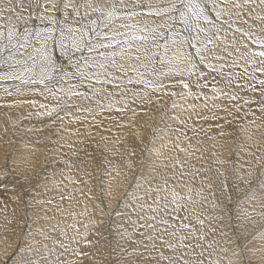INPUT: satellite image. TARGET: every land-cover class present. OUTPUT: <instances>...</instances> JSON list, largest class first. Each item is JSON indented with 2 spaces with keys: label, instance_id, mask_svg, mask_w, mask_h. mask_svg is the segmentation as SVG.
Here are the masks:
<instances>
[{
  "label": "snow or ice",
  "instance_id": "snow-or-ice-1",
  "mask_svg": "<svg viewBox=\"0 0 264 264\" xmlns=\"http://www.w3.org/2000/svg\"><path fill=\"white\" fill-rule=\"evenodd\" d=\"M36 8H42L43 14L36 12L35 19L42 23L46 21L48 26L35 31L25 26L23 35L18 34V24L12 22V15L0 17L6 21L0 25L3 29L0 30V81L18 82L14 91L4 87V94L15 99L0 107L23 109L27 105L29 115L43 117L45 121L43 128L28 129L20 134V118L6 120L10 127L4 128V133L11 129L17 137L12 143H24L28 147L32 143L27 140L28 133L46 131V139L51 144L49 162L64 147H73L70 142L73 136L78 143L91 140L97 146L103 143L106 148L113 140L105 133L110 134L112 128H104L101 132L103 122H96V117L116 110L126 114V123L118 121L116 127L133 129V135L150 161L153 155L157 158L164 155L157 148V140L171 138L170 135L158 137L164 129L159 123L149 122L155 119L150 111H145L150 108L160 114L159 122L164 123L169 134L178 133L177 141L182 143L181 137L189 141L184 147L173 142V148L183 153L185 159L181 161L177 156L165 167L175 169L179 166L181 178L186 175L193 180L196 176L202 175V178L199 189L179 185L187 187L183 194L175 187L171 191L160 185L153 188L150 180L143 186L134 183L125 191L122 203L127 208L129 198L135 197L138 203L133 211L138 210L137 220L142 221L139 228L144 229L138 232L141 237L139 247L129 253L131 264H221L219 259L211 257L220 244L216 233L222 237L227 234L213 224H206L208 217L204 215L205 205L209 203L213 211L219 209L217 200L225 203L223 212L230 220L240 222L231 225L232 235L240 248V252H233L239 258L238 264H250L257 253L260 264H264V223L250 239L241 240V229L245 224L260 222L256 216L264 221V155L257 156L252 151V148L259 150L261 147L253 139L255 133L244 123H236V114L244 106L249 111L241 120L255 117L256 111L264 120V79L257 75L264 76V0H44L43 4L36 0L35 4L29 2L27 5L24 0H17L16 5L8 0L7 4V11L15 14L17 21L23 19L25 25L32 18V12L28 19L23 17V12ZM50 11L52 15L48 14ZM56 14H62L63 21ZM177 25L182 26L179 31ZM32 36L39 47L29 52L32 45L29 37ZM185 45L195 51H188ZM157 64L166 67L167 72L157 69ZM165 79L173 83L166 85ZM37 84L43 85L39 94L51 103L38 104L28 95L35 92L29 86ZM130 84L143 85L144 91L133 90L129 95L127 85ZM193 86L196 91L192 90ZM169 87L179 91L165 92ZM208 89L211 96L205 91ZM257 91L258 97L255 96ZM157 93L161 97L165 94L175 97L170 107L179 110L177 116L171 115L160 98L153 100ZM201 98L204 100L202 106L189 104V100ZM217 100L221 103L217 104ZM116 103H119L118 108ZM137 103L141 111L134 106ZM185 104L188 107H184ZM253 105L256 111L251 110ZM32 109H35L34 113ZM145 117L148 119L144 124H139L138 118ZM193 119L194 123L189 125L188 121ZM167 120L173 121V127L169 128ZM200 120L214 122L209 123V127L217 130L215 135L208 136L203 125L196 127L195 121ZM177 122L183 126L179 130L174 126ZM252 123L255 124V119ZM79 125H86L84 132L80 131ZM141 128L151 129L152 135L147 140L143 138ZM201 132L214 141L212 148L217 149L211 152L210 158L205 156L208 150L202 147L203 141L196 139L195 147L191 143ZM217 137L221 138L219 144ZM115 142H120V138L117 137ZM82 150L86 156L92 155L86 148ZM243 152L252 159L244 161ZM76 154L74 151L73 155ZM226 154L231 157L230 169L224 167L229 163ZM129 155H135V152ZM193 157L206 166L196 167L191 163ZM252 160L257 163L253 164ZM30 163L28 156L19 149L4 151L0 159V196H11L26 207L35 204L36 212H39L52 201L37 199L43 192L39 190V180L32 182ZM186 164L194 171H183ZM167 184L165 179L164 185ZM214 185L219 189V195L213 190ZM42 187L46 189L47 186ZM134 190L142 191L143 195H136ZM34 191L35 196L32 195ZM161 191L165 192L162 197L159 196ZM101 192H105L103 187ZM106 194L112 196L111 185ZM209 195L213 197L211 201ZM26 196L30 198L25 199ZM61 199H64L63 194ZM30 220L31 217L26 215L25 236L32 235ZM256 241L260 247H249ZM91 243L87 233L82 235L72 223L60 230V239L54 240L52 247L44 245L47 255H40L39 260L32 258L34 246L28 244L18 248L16 255L5 264H84V258L89 254L82 252L80 245ZM219 251L227 252V249L219 248ZM53 256L54 259H50ZM228 264L233 262L229 260Z\"/></svg>",
  "mask_w": 264,
  "mask_h": 264
},
{
  "label": "bare ground",
  "instance_id": "bare-ground-1",
  "mask_svg": "<svg viewBox=\"0 0 264 264\" xmlns=\"http://www.w3.org/2000/svg\"><path fill=\"white\" fill-rule=\"evenodd\" d=\"M29 2L35 4L36 0H24L25 5H27ZM41 4L44 3V0H39ZM13 5H16L17 0H12ZM7 4L8 0H0V9H3V11H0V17H7L9 15H12L13 23L18 24V34L23 35V28L26 26L29 29L35 31L42 27H47L46 21L42 23L40 20L35 19V13L41 12L43 14L42 8H36V9H28L25 12H23V17L25 19H28L29 12H32V18L28 19L27 25L24 24V20L17 21L16 15L13 13H9L7 11ZM71 11V10H69ZM49 15H52L53 13L50 11L48 13ZM57 18L63 21V15L62 14H56ZM6 23V21L2 18H0V25H3ZM177 30L182 27L181 25H177ZM3 30V29H0ZM29 40L32 41V45L28 48L29 52L34 51L35 47H39V44L36 42L35 37H29ZM161 44L164 43V41H160ZM185 48L188 51L194 52V49L188 48L187 45H185ZM21 52L24 51V49H20ZM162 51V49H160ZM174 52V49L169 52V56H171ZM157 69H160L161 71L167 72L166 67H162L161 65H156ZM0 74H2V70H0ZM155 75V74H154ZM260 79H264V76H260L257 74ZM147 78V77H146ZM178 79V78H177ZM18 82L13 81H0V105H6L11 104L13 100L15 99L13 96H6L3 92L4 87H8L10 90L15 89L16 84ZM164 83L166 85H171L173 81H170L168 79L164 80ZM30 88L34 89L35 92L29 93V96H32V98L36 99L37 103H51V101H45L44 97L41 96L39 93L43 89V85H31ZM111 88V86H108ZM222 87V85H220ZM127 88L129 90V95L131 94V91L135 90L138 92H143L144 88L143 85L139 84H130L127 85ZM193 91H196L197 89L193 86ZM168 91H179L178 88H171L165 90V92ZM184 91H187L185 89ZM208 92V95L211 96L212 93L210 89L205 90ZM242 95H245V93H241ZM255 96H259V92L255 93ZM126 98V97H125ZM157 98H160L161 103H163L164 107L171 113L173 117L177 116V112L179 110H173L171 109L172 100L175 99V97H169L166 94L161 97L160 93H157L153 96V100H156ZM115 101V97L113 98ZM195 104L197 106H202L204 103L203 98L197 99V100H189V104ZM217 104H220L221 101L217 100ZM243 102L241 101V104ZM137 107L138 111H141L139 108V105H134ZM116 107H119V103H116ZM184 107H188V104H185ZM253 111H256V106L253 105L252 109ZM33 113L35 112V109L31 110ZM145 111H150L151 115L155 117L154 120L149 121L152 124L159 123V127L164 129L163 132L158 133L159 136L164 135H170V139H165L163 141L157 140V148H160L164 155L157 158L155 155L152 156L151 160L149 161L148 155L144 153L141 150L139 140L135 138L133 135V129L130 128H117L116 124L117 122H125L126 123V114L120 113L116 110H113L112 112H104L101 115H98L96 117V122H103V125L101 127V132H103L104 128L111 127L112 132L110 134L105 133L106 135H111L113 142L108 143L107 147L105 148V145L101 143L99 146H97L96 142H93L91 140H86L83 144L76 142L77 138L72 137L71 141L73 143L72 148L64 147L60 154L55 157V163L49 162V153L48 148L51 147L50 142L46 139L47 132H43L42 134L40 132L35 133H28L27 140H36V135H41L40 145H36L34 147V143H31L28 145V149H31L30 154H26L31 161L30 165L28 167L31 168V178L32 182L35 183L36 180L40 181L41 187L39 190L43 192V196H37V199H44V200H51L53 205H58L59 209L62 211V216H58L52 220H48L47 225L48 228L44 227H37V225L33 224V221L42 215V209L39 210V212H36L37 205L33 204L32 207H26L23 202L15 201L11 198L9 201V204L11 206V209H9L7 206H4L2 209H0V264H5V262L10 261V259L16 255V250L20 248L22 245L26 247V237L30 240L34 237V232H37V236L41 237H34L32 239V245L34 246V251L31 253V256L33 259L39 260L40 255H47V253L43 248H38L39 243L38 241H42V244H45V242L49 247L53 246L54 240L60 239V230L66 228L69 224L75 223L76 227L79 229L80 233L83 235L87 233V239L91 241L93 238L96 237L95 244L91 243V245L88 244H82L80 245V250L82 252H85V248H92L95 250L96 247L98 250L94 252L95 258L91 256L88 260L84 261V264H107V258L105 255H109V249L106 245V240L104 238L103 232L108 228L109 233L113 231L112 235L110 236L111 241H114L115 239H121L124 243H122L121 248L119 249L120 252L123 251L124 246L129 249L131 248H138L139 247V241L141 240V237L139 236V231H144V229L139 228V224L142 223V221L137 220V211H129L128 213L125 212L124 214H121L123 212L124 203H122V197L125 191L129 190V182L131 176L137 171V173L141 174L145 169L149 168L151 166L155 167L154 178L157 183L154 180H150L152 182V187L155 188L157 185H160L161 187H167L168 191H171L174 187L175 190L178 192L186 193L187 187H180L179 185H188L191 186L193 189H199L200 188V180L202 178L201 176H196L195 179L191 176H184L181 178L180 172L181 169L179 166H177L175 169L172 167H165V165H170L173 162V159L175 157H179L181 161L185 159L183 153H179L178 150H175L173 148V142L180 143L181 147L186 146L189 141L184 140L183 137H181V140L183 141H177L176 135L178 133H171L169 134L168 129L165 128L164 123L159 122V113H156L154 111H151V109H145ZM197 111H199V107L197 108ZM206 111V110H205ZM246 111H249V108L247 106H244L239 113L236 114L237 120L236 123H244L246 127L249 128L250 131L254 132L255 135L253 139L261 145L260 149L257 150L256 148H252V151L256 153L257 156L264 155V120H261L259 118L260 114L258 111H256L255 117L248 116L245 117L243 120H241V117H244V114ZM223 115V113H221ZM185 116L187 113L184 114ZM125 117L124 120L121 118ZM193 117H195V113H193ZM11 119L12 121H16L19 119L20 124V134L26 133L28 129H39L38 127H42V124L44 121L43 117L36 116V115H29L28 114V106L25 105L23 109L19 108H8V107H0V159L3 158L4 151H15L16 149H21L22 145H25L24 143H12L13 141H16L17 137L13 136L12 130L10 129L8 133H4V128H9V124L5 123L6 120ZM31 119V120H30ZM148 118L145 117L144 119L138 118L139 124H144V120H147ZM231 119V117H229ZM255 119V124L252 123V120ZM189 125H192L194 123L193 120L188 121ZM209 123L214 122H206L203 120L195 121V126L200 127L203 125L204 128L207 129L208 136L215 135L216 129L214 127H209ZM167 124L169 128L173 127V121L167 120ZM175 128L177 130L181 129L183 126L180 125L178 122L175 123ZM76 127V126H72ZM80 131L84 132L86 129V125H79ZM259 128V131H256V129ZM93 132L96 131L95 128L92 129ZM140 131L143 133V138L147 140L148 137L152 135V131L150 128H141ZM38 133V134H36ZM188 135L191 136L192 133L189 131ZM36 137V138H35ZM120 138V142H115L116 138ZM81 139H83L81 137ZM196 139H199L203 141L202 147L207 149L208 151L205 152V156L210 158V154L212 151H216L217 149L212 148V144L214 141L211 139H208L203 132L199 133L198 137H194L193 141L191 142L193 146H197L195 141ZM39 140V136H38ZM39 140V141H40ZM99 140V137H97V141ZM221 141L220 137H217V144ZM36 142V141H35ZM251 143V142H249ZM24 147V146H23ZM26 148V149H27ZM87 149L88 152L92 153L91 156H86L85 152L82 149ZM25 149V148H24ZM77 152L76 155H73V152ZM135 152V155H129V153ZM103 153V156L101 155ZM198 155V154H197ZM241 155L244 158V161H247L249 159H252L247 155V152L241 153ZM106 157V159H105ZM226 157L229 160V163L225 164V168H231V157L230 155L226 154ZM52 160V159H51ZM62 161H67V164L62 163ZM50 163V164H49ZM192 164H195L196 167H202L206 165H202L200 162L196 161L195 157L191 160ZM253 164H256L257 161L252 160ZM128 164H131V167H128ZM51 165L52 167L48 168V166ZM24 165H22L23 167ZM248 165L245 163V169H247ZM60 169H63L61 171ZM121 169H125L122 172V176L119 177L117 175L116 171H120ZM70 170L75 174L72 177V181L74 182V186L72 187L74 194L71 196L74 198L72 203H67V201H62L61 203H58V197L56 195L49 197V191L53 190V188L57 186H61L62 183H70L68 181H65L67 179V175L64 173H68ZM259 170V169H257ZM183 171L185 172H191L194 171L189 165H185ZM105 172V173H104ZM49 179V181H48ZM69 179V178H68ZM87 180V182L82 181ZM140 181V177H138ZM168 180V184L164 185V180ZM76 181V182H75ZM101 181H103V185H101ZM142 181L143 183H147V180ZM85 184H83V183ZM191 182V183H190ZM46 184V189L42 187ZM130 184H133L132 182ZM109 185H111V192L112 196H108L106 194L107 190L109 189ZM76 186V187H75ZM132 186V185H131ZM75 187V188H74ZM101 187L105 189V192H100ZM91 189V191H89ZM213 190L217 192V195H219V189L215 188V185L213 186ZM136 192V195H143L142 191L134 190ZM205 194H208V190L205 189ZM33 196L36 195V192L34 191L32 193ZM78 195L84 197L79 199L77 198ZM165 192L161 191L159 193V196H164ZM195 195V193H193ZM76 200H75V197ZM66 197V196H65ZM64 197V198H65ZM91 197V198H89ZM30 197H25V199H29ZM66 199V198H65ZM64 199V200H65ZM213 197L209 195V201H211ZM67 200V199H66ZM69 200V199H68ZM135 201V197H130L129 201ZM138 203V201H135ZM151 201L149 200V203ZM220 207L223 205V201L217 200L216 201ZM161 203H163V200H161ZM71 205V207H68ZM133 207H135L134 203H132ZM220 207L219 209L213 211L211 208V204L205 205V213L204 215L208 217V220H206V224H213L218 229H223V231L226 233L232 230V227L229 225V223H225L223 218L220 215ZM208 209V210H207ZM257 211H260L259 209ZM26 215L28 217H31L30 223L31 229H32V235L31 236H24V220ZM140 215H143V213H140ZM255 219L258 222L257 224L253 225L252 223H247L244 225V228L241 229V240L250 239L252 234L255 233L256 229L261 226V223H264V221H261V218L259 216H256ZM136 222L133 224V222ZM232 223L239 225V221H232ZM106 222L108 223V226L106 225ZM87 225V228L85 227ZM34 227V229H33ZM37 227V228H36ZM55 227V230H53ZM133 231V233L131 232ZM52 232L54 235H52ZM71 230L69 231V235H71ZM227 234V233H226ZM45 236L50 237V240H45ZM228 234L226 236H220L219 232L216 233V238L220 241V244L218 245V251L214 253V255L211 257V259L216 260L219 259L221 264H228V261L231 260V258L226 257L224 251H219V248H226V249H233L235 252H240V248L237 246V244L234 245V242L228 239ZM131 239H135V242H131ZM140 239V240H139ZM29 240V242H30ZM28 242V243H29ZM252 244L249 245V247L254 248ZM259 243V242H258ZM124 244V246H123ZM95 245V246H93ZM125 248V249H126ZM124 249V251H125ZM38 250V251H37ZM57 251H60V249L57 248ZM106 251H108L106 253ZM124 251L122 254H124ZM93 252V250H92ZM129 252V251H128ZM92 255V254H91ZM250 255V254H249ZM72 258V257H69ZM50 259H54L53 257H50ZM63 259V257H62ZM85 260V259H84ZM233 264H238L239 258L236 257V260H231ZM111 264V260H110ZM250 264H253L252 261H250ZM260 264V258L258 259V263Z\"/></svg>",
  "mask_w": 264,
  "mask_h": 264
},
{
  "label": "rangeland",
  "instance_id": "rangeland-1",
  "mask_svg": "<svg viewBox=\"0 0 264 264\" xmlns=\"http://www.w3.org/2000/svg\"><path fill=\"white\" fill-rule=\"evenodd\" d=\"M257 86H258V84H257ZM31 120V119H30ZM42 126L44 127V122H43V124H42ZM38 128H42V127H38ZM41 134L43 133V132H40ZM36 134H38V133H36ZM39 136V140H40V137H41V135H38ZM38 136L36 135V137H37V139L36 140H32V143H34V147L36 146V145H40V144H36L35 143V141H37L38 140ZM35 137V138H36ZM41 141V140H40ZM42 144V143H41ZM24 146V147H23ZM25 148V149H24ZM27 147H25V145H22V147H21V149H20V152L21 153H23L24 155H26V154H30V152H31V149H26ZM28 151H30V152H28ZM27 152V153H26ZM26 153V154H25ZM27 156V155H26ZM56 161H55V159H52L51 160V162L50 163H53V165H54V163H55ZM49 163V164H50ZM50 167H52L51 165H49L48 166V168H50ZM61 171H63V169H60ZM125 169H121L120 171H116V172H119V177L120 176H122V172L124 171ZM153 166H152V162H151V166L149 167V168H147V169H145L141 174H139V173H137V171L131 176V178H130V182H129V184H128V186H129V188H131L132 186L131 185H133L134 183L135 184H138V185H141V186H143V185H145L146 183H143L142 181H144V180H154L155 181V178H154V173H153ZM64 172V171H63ZM105 173V172H104ZM64 174H66L68 177H67V179H65V181H63V182H66V181H68V182H70V183H68V184H66V183H62V185L61 186H57V187H55V188H53V190H51V191H49L48 193H49V197L50 196H54V195H56L57 197H58V203H61L62 201H67V203L69 204V203H72L73 201V199L74 198H72V199H69L68 200V197L69 196H72L73 194H74V191L72 190L73 188V186H74V182L72 181V177L75 175V174H78V173H74V172H72V170H70L68 173H64ZM138 177H140L141 179H140V181L138 182L137 180H139L138 179ZM69 178V179H68ZM85 179H83L82 181H84ZM48 181H49V179H48ZM145 181V182H146ZM76 182V181H75ZM84 182H87V180L86 181H84ZM133 183V184H130V183ZM81 183H83V182H81ZM153 183H157L156 181L155 182H153ZM83 184H85V183H83ZM76 187V186H75ZM74 187V188H75ZM101 192V191H100ZM63 194V196L67 199H61V195ZM75 197V196H74ZM77 198H79V199H81V198H83L84 199V197H82V196H80V195H78V197ZM11 200V198H10V196H8V197H4V196H0V209H2L4 206H7L9 209H11V206L10 205H8L9 204V201ZM47 200V199H46ZM75 200H76V197H75ZM132 203H134V205L136 204V202L134 201V200H132V201H128V207L127 208H125V206L123 207V212H121V214H124L125 212H129V211H131V209H133L134 207H133V205H132ZM230 203V202H229ZM68 207H71V205H69ZM225 208V203L223 202V205L220 207V215H221V217L223 218V220H224V222L225 223H229V225L231 226L232 224H234V222L232 223L231 221H230V217L228 216V214L227 213H225V212H223V209ZM208 210V209H207ZM125 211V212H124ZM42 212V215H40V217L39 218H37V219H35L34 221H33V224H34V227H35V225H37V227H42V228H44V227H46V228H48V225H47V222H48V220H52V219H54V218H56V217H58V216H62L63 214H62V211L59 209V206L58 205H53V204H45L44 206H43V210L41 211ZM29 223H30V221H29ZM31 224H32V222H31ZM106 225L108 226V223L106 222ZM34 227H33V229H34ZM36 227V228H37ZM132 233H133V231H131ZM112 233H113V231L111 232V234L109 233V230H108V228H106V230L103 232V235H104V238H105V240H106V245H107V247H108V249H109V255H105L106 256V258H107V264H110V260H111V264H131V258H130V256H129V253H131L133 250H135V247L134 248H131V247H129V249L128 248H126L125 246H124V244H123V246H124V248H123V251H124V249H125V251H124V254H122L123 253V251L122 252H120V248H121V246H122V243H124L123 241L125 240V238H124V240L122 241L121 239H115L114 241H111V239H110V236L112 235ZM227 234H228V236L229 237H232V241L234 242V245L235 244H237L238 242L235 240V237L232 235V230H230L229 232L227 231L226 232ZM24 235V234H23ZM52 235H54V233L52 232ZM25 236V235H24ZM26 237V236H25ZM34 237H38L37 236V232L35 231L34 232ZM33 237V238H34ZM32 238V239H33ZM38 238H41V237H38ZM32 239L30 240L29 238L27 239V237H26V242H27V245H26V247L28 246V244H32ZM29 240H30V242H29ZM45 240H48V239H45ZM49 240H50V237H49ZM95 240H96V237L95 238H93L92 240H91V242L92 243H94L95 244ZM140 240V239H139ZM29 242V243H28ZM131 242H135V239H131ZM38 243H39V249L40 248H43L44 247V245L46 244V243H48V241L47 242H45V244H42V241H38ZM93 246H95V245H93ZM254 248H258V247H260L261 245H260V243H258V241H256L253 245H252ZM96 247V246H95ZM137 249V248H136ZM92 250H93V252H92ZM96 250H98L97 249V247H96V249L94 250L93 249V247L92 248H88L87 247V249L85 248V252L86 253H88L89 255L88 256H86L84 259V261H89L88 259L91 257V256H95V254H94V252L96 251ZM129 251V252H128ZM108 251H106V253H107ZM233 252H235L233 249H227V252H225V254L227 255L226 257H228V258H231V260H236V256H234L233 255ZM92 254V255H91ZM250 254V256L252 255L251 253H249ZM95 258V257H94ZM260 258V256H259V254L257 253L253 258H252V263L253 264H257L258 263V259Z\"/></svg>",
  "mask_w": 264,
  "mask_h": 264
}]
</instances>
